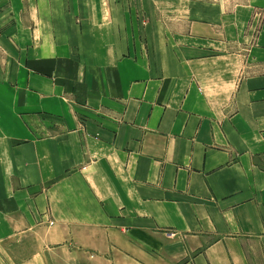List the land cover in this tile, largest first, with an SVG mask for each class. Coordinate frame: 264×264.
Returning a JSON list of instances; mask_svg holds the SVG:
<instances>
[{
	"label": "crops",
	"instance_id": "0c3cea01",
	"mask_svg": "<svg viewBox=\"0 0 264 264\" xmlns=\"http://www.w3.org/2000/svg\"><path fill=\"white\" fill-rule=\"evenodd\" d=\"M0 264H264V0H0Z\"/></svg>",
	"mask_w": 264,
	"mask_h": 264
},
{
	"label": "rangeland",
	"instance_id": "374dc122",
	"mask_svg": "<svg viewBox=\"0 0 264 264\" xmlns=\"http://www.w3.org/2000/svg\"><path fill=\"white\" fill-rule=\"evenodd\" d=\"M202 1H204V0H202ZM232 1V3H234V4H236V3H244V2H247V1H250V0H231ZM71 105H74V101H73V104H71ZM73 110V109H72ZM72 113L73 114H75V112L74 111H72ZM76 120H77V122L79 123V120H78V116H77V114H76ZM55 122H57V121H59V118L58 119H56V120H54Z\"/></svg>",
	"mask_w": 264,
	"mask_h": 264
}]
</instances>
